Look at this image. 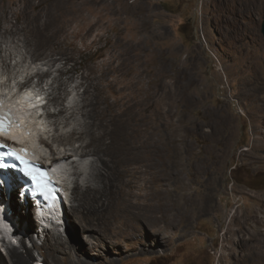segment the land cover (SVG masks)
Segmentation results:
<instances>
[{
    "label": "rangeland",
    "instance_id": "obj_1",
    "mask_svg": "<svg viewBox=\"0 0 264 264\" xmlns=\"http://www.w3.org/2000/svg\"><path fill=\"white\" fill-rule=\"evenodd\" d=\"M22 2L0 0L9 9H21ZM126 2L131 9L121 12L120 22L110 19L91 29L84 17L67 21L53 46L39 56L34 55L32 40L23 32L0 34V95L15 99L21 84L27 82L29 90L39 96L28 115H33L30 119L43 142L42 153L60 155L65 147H78L80 139L65 143L68 134L80 131L90 121L83 114L84 89L78 87V78L68 81L67 92L61 98L63 104H56L52 86H58L66 76L59 79L56 70L62 62L52 67L48 60L64 53L69 67L99 65L119 33L132 37L136 24L131 12L141 3L145 22L155 33L143 31L147 43L154 41L166 51L172 47L169 57L176 87L173 120L166 123L164 117L157 126L165 136L175 135L172 168L189 184V192L176 195L185 206L176 207L170 225L154 220L148 229L143 221L134 230L118 234L109 227L108 245L98 237L100 242L89 259L93 264H263L255 256L261 249L258 238L264 246V225L255 227L251 211L257 206L255 196L264 200V63L255 68L251 61L264 58V14L251 13L247 0ZM12 21L17 23L15 16ZM255 35L261 43L254 41ZM48 70L51 74L43 79L36 75ZM160 97L164 107L166 99ZM61 107L67 110L65 115L52 116ZM94 160V156L84 159L79 155L64 159L70 171L66 168V172H59L66 189L63 211L78 206L75 186H86ZM192 167H201L203 172L195 168L199 175L195 176ZM160 184L163 191L166 182L162 179ZM8 204L4 207L10 210ZM19 204L23 203L19 200ZM33 207L27 210L28 216L17 209L18 219L12 215L15 221L29 226L28 234L20 237L35 256L33 264H46L40 251L45 248V235H38ZM150 209L145 204L141 207L146 218ZM261 209L259 215L264 217V204ZM64 221L65 226L49 222L48 231L67 238L76 230L74 215L67 213ZM12 224L0 223L3 264H14L9 249L21 245L22 238Z\"/></svg>",
    "mask_w": 264,
    "mask_h": 264
},
{
    "label": "bare ground",
    "instance_id": "obj_2",
    "mask_svg": "<svg viewBox=\"0 0 264 264\" xmlns=\"http://www.w3.org/2000/svg\"><path fill=\"white\" fill-rule=\"evenodd\" d=\"M22 1L24 6L21 9H9L0 3V34L23 32L32 40L35 56L53 46L64 31L67 21L84 17L88 20L89 27L94 29L110 19L120 22L121 12L131 9L126 0ZM247 3L251 13L264 14V0H247ZM141 5L138 2L131 12L132 20L136 24L132 37L119 33L110 43L107 56L99 65L84 69L69 67L68 57L64 53L60 58L52 57L48 60L52 67L57 62H62L63 65L56 69L58 77L62 80L66 76L58 86H52L53 91H56L52 100L56 104H63L61 98L67 92L68 81L78 78V87L84 89L83 114L90 119L86 120L87 124L80 131H74L66 138L65 144H73L75 139H80L82 142L78 147H65L64 153L53 155V159L61 160L55 167L54 178L62 180L58 172H63L68 167L64 164L68 161L64 162V159L70 160L71 157L79 155L84 159L94 156L96 160L92 163L93 169L89 173L90 179L86 186L79 183L75 186L74 197L76 194L78 206H72L68 211L66 204L63 211L65 203L63 199H59L56 206L46 207L42 204L38 211V207H33L39 223L38 235H45V248H40V251L46 264H93L89 259L91 250L100 242L98 237L107 244L111 235L107 234L109 227H114L118 234L134 230L137 223L143 221L148 229L154 220L162 221L168 226L176 207L185 206L182 202L180 204L176 195L188 194L189 184L178 178L172 168L175 163V135L171 133L165 136L157 126L164 117L166 123L173 120L176 87L171 69L173 64L169 57L172 47L166 51L163 47H158V44L156 46L154 41L147 43L143 31L155 33L148 28L150 25L147 26L145 22ZM12 16L16 17L17 23L12 21ZM254 41L261 43L257 35L254 36ZM262 62L264 63V58L258 57L251 64L258 68ZM50 74L51 71L48 70L39 71L36 75L43 79ZM112 75L115 77L110 78ZM25 86L27 88L20 90L15 99L7 100L6 96L0 95V106H8L16 117L14 128L9 133H3L9 138L8 141L17 140L21 145L31 148L36 146L40 138L38 139V133L33 126V119H30L33 115H28V112L34 100L39 97L36 98L38 94L29 90L31 86L27 82L21 84V88ZM160 95L166 99L164 107L161 105ZM66 111L65 107H61L58 114L54 113L52 116L65 115ZM195 168L203 172L201 167H192L194 174L197 172ZM204 172L207 173L205 169ZM162 179L166 182V186L162 187L163 191L159 188ZM11 185L8 189L0 184V223L5 225L12 221L16 228L15 233L20 237L28 234L29 226L15 221L12 214L18 219L17 209L24 216H28V209L26 204H19L15 183L11 182ZM254 199L257 206L251 213L255 227L259 228L264 225V217L259 215L264 200L258 196ZM6 202H9L12 213L4 207ZM144 204L151 208L148 218L141 212ZM67 213L74 215L76 224V230L67 238L49 232L48 228L51 227L39 221L46 220L45 217H54L61 221L60 225L65 226L64 218ZM24 218L28 220V217ZM21 219L22 217L19 218ZM149 234L152 237L153 233ZM20 238V248L12 246L9 249L11 259L14 264H33L35 256L27 248L23 237ZM258 239L261 249L255 259L264 264V246L261 238ZM32 243L37 248L35 240ZM3 261L0 256V263H5Z\"/></svg>",
    "mask_w": 264,
    "mask_h": 264
},
{
    "label": "snow or ice",
    "instance_id": "obj_3",
    "mask_svg": "<svg viewBox=\"0 0 264 264\" xmlns=\"http://www.w3.org/2000/svg\"><path fill=\"white\" fill-rule=\"evenodd\" d=\"M0 147H5V145H0ZM2 167H6V165L0 164V168H2Z\"/></svg>",
    "mask_w": 264,
    "mask_h": 264
},
{
    "label": "clouds",
    "instance_id": "obj_4",
    "mask_svg": "<svg viewBox=\"0 0 264 264\" xmlns=\"http://www.w3.org/2000/svg\"><path fill=\"white\" fill-rule=\"evenodd\" d=\"M31 205H32V204H31ZM48 222H50V221H48ZM52 222H53L54 224L56 223V222H55V221H53V220H52L50 223H52ZM58 224H61V223H58ZM47 227H48V226H47Z\"/></svg>",
    "mask_w": 264,
    "mask_h": 264
},
{
    "label": "water",
    "instance_id": "obj_5",
    "mask_svg": "<svg viewBox=\"0 0 264 264\" xmlns=\"http://www.w3.org/2000/svg\"><path fill=\"white\" fill-rule=\"evenodd\" d=\"M263 32H264V26H263ZM58 174H60L59 172H58ZM58 177V176H57Z\"/></svg>",
    "mask_w": 264,
    "mask_h": 264
}]
</instances>
